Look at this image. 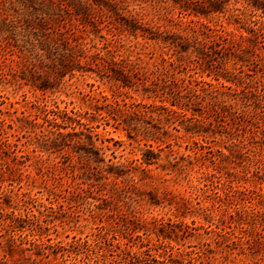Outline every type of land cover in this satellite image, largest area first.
<instances>
[{
  "label": "rangeland",
  "instance_id": "obj_1",
  "mask_svg": "<svg viewBox=\"0 0 264 264\" xmlns=\"http://www.w3.org/2000/svg\"><path fill=\"white\" fill-rule=\"evenodd\" d=\"M0 264H264V0H0Z\"/></svg>",
  "mask_w": 264,
  "mask_h": 264
},
{
  "label": "trees",
  "instance_id": "obj_2",
  "mask_svg": "<svg viewBox=\"0 0 264 264\" xmlns=\"http://www.w3.org/2000/svg\"><path fill=\"white\" fill-rule=\"evenodd\" d=\"M73 114L76 116L75 113H73ZM65 116H67L66 113H65ZM67 118L70 122H75L78 125H81L79 119L77 120L76 118H71V117H67ZM60 129L65 130L66 127H59L58 130H60ZM67 135H69V136L72 135L74 137H78V136H83V133L82 132L76 133L74 131V129H72V133H68ZM85 139L87 140V143H88V148L86 149L85 154L89 155V157H92L95 163H98V164L103 163V159L100 157L99 150L97 148H95V146L92 142V137L90 135H85ZM154 159L155 158H152V160H154ZM143 163L146 165H149L151 163V159H144Z\"/></svg>",
  "mask_w": 264,
  "mask_h": 264
}]
</instances>
